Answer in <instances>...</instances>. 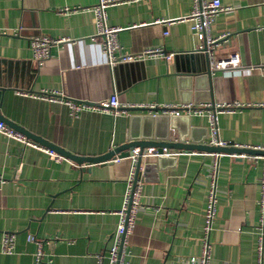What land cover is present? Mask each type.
<instances>
[{
	"label": "crops",
	"instance_id": "0c3cea01",
	"mask_svg": "<svg viewBox=\"0 0 264 264\" xmlns=\"http://www.w3.org/2000/svg\"><path fill=\"white\" fill-rule=\"evenodd\" d=\"M98 1L0 0L3 118L71 154L94 157L153 126L144 116L174 117L161 109L128 108L203 104L209 106L204 114L181 116L197 128L196 140L264 150V0H220L225 10L213 20L211 33L224 37L214 48V59L234 52L241 58L239 69L227 71L213 68L193 31V0H124L110 6L109 25L122 28L121 54L138 57L148 49L174 54L168 60L143 55L111 66L97 36L93 8ZM41 36L59 42L43 63L31 48V40ZM176 55L197 74L209 58L211 81H205L199 96L207 93L208 101L183 103L187 81L180 79ZM120 65L123 70L116 72ZM114 93L127 106L116 114L97 108L73 113L69 104H99ZM169 153L176 158L163 163L157 177L149 180L150 174L143 181L125 264H199L216 160L211 264H259L260 257L264 264L259 203L264 154L222 153L216 159L215 153L198 150ZM133 163L130 157L95 164L67 158L56 162L0 133V264H39V253L46 264H98L120 224ZM7 234L15 236L10 254L3 252Z\"/></svg>",
	"mask_w": 264,
	"mask_h": 264
},
{
	"label": "built area",
	"instance_id": "2783aa9c",
	"mask_svg": "<svg viewBox=\"0 0 264 264\" xmlns=\"http://www.w3.org/2000/svg\"><path fill=\"white\" fill-rule=\"evenodd\" d=\"M124 0H99L98 4L93 8V11L96 16V22L98 27L97 36L100 38L103 49L108 56L109 64L111 66H116L119 63H129L136 61L138 58H142L143 55L146 56H157L165 57L167 60L172 58L174 54H165L161 52V49H148L145 50L140 56L125 55L120 53V43H119V33L122 28L117 26H111L108 22L107 10L110 6L121 3ZM193 11L190 16V19L193 20V31L198 35L202 41L203 48L207 49L208 55L210 54L213 68L216 70H235L241 67V58L240 55L236 52L230 54L226 58L214 59V48L219 43V40L224 36L213 37L211 33V25L215 17L225 10L220 0H193ZM59 43L58 41H53L45 36L37 37L31 40V48L33 50L34 58L43 63L47 58L50 57V51L53 45ZM209 56V57H210ZM55 100L57 96L50 94ZM56 97V98H55ZM62 98L61 96H58ZM70 107L74 112H79L84 108H97L104 111H109L113 113H119L123 107L118 100L117 94L114 93L110 98L99 104H85V103H74L69 102ZM151 109L157 110L161 109L164 112L169 113L172 116H182V115H191L204 114V109H209L208 105H184V106H146ZM228 107V106H227ZM223 107L221 109H225ZM210 116H213L212 114ZM211 118V117H210ZM214 117H212V121ZM0 133L7 135L18 142H20L25 147H32L38 150L45 152L49 158L53 161L60 162L65 159L62 155L58 154L55 150H52L48 147H45L30 138H28L23 133L15 130L11 126L7 125L5 122L0 121ZM218 146H224L221 142L217 143ZM170 154V153H165ZM154 152L152 149H149L143 156H153ZM213 156L218 158V154L215 153ZM242 156V155H241ZM134 160L130 175L127 180V190L125 193V199L123 208L120 210L121 221L113 234V243L108 248V253L101 254L98 256V264H103V261L106 259L108 264H125V253L128 244V238L132 234L135 225H136V214L141 207V198L143 192V179L137 175V158L138 155L136 152L130 157ZM258 158V157H257ZM121 158H114L111 161H119ZM264 160V157H263ZM108 162V161H107ZM23 166L21 165L19 171L22 170ZM218 163L217 160L214 163V167L210 172V189L208 195V204L205 213V228H204V238H203V252L202 256L199 258V264H211L212 250L210 243V234L213 228V223L216 218V210L218 204L217 197V177H218ZM261 199L259 201L260 207L264 212V161H263V170L261 176ZM34 239V238H31ZM15 236L13 234H7L3 242V252L12 253L15 248ZM39 264H46L41 258V253L38 256ZM261 262V257L260 260ZM259 262V264H260Z\"/></svg>",
	"mask_w": 264,
	"mask_h": 264
},
{
	"label": "water",
	"instance_id": "95a60500",
	"mask_svg": "<svg viewBox=\"0 0 264 264\" xmlns=\"http://www.w3.org/2000/svg\"><path fill=\"white\" fill-rule=\"evenodd\" d=\"M190 57V56H188ZM201 57H206L201 56ZM176 65L177 70L179 71V76L181 80H186L187 84L182 85L184 92L186 93V97L188 100L183 103H192L195 104L201 101H208L209 96L207 93L204 94L203 98H200V94H203V89L206 90V80L210 84L212 73L210 70V61L209 58L206 57L207 67L199 71V74L196 73L195 69L190 67H184L180 64L182 60V56L176 55ZM125 66H132L125 65ZM188 66V65H186ZM123 70V66H117L115 71ZM184 84V83H183ZM209 88V86H208ZM2 90L0 89V98H1ZM195 99H194V98ZM199 97V98H198ZM194 99V100H193ZM129 111H149L156 112L157 110L151 109L148 107H131L128 108ZM136 118H132L135 120ZM146 124H153V126L144 128L143 132L139 135L137 133H132L129 142L121 145L116 148L112 152L104 154L102 156H79L75 154H71L70 152L64 150L61 147H58L54 144H51L39 136L32 134L16 126L15 124L8 122L3 116L0 114V121L5 122L15 130L23 133L27 137L31 138L35 142L48 147L52 150H55L58 154L63 157L70 159L76 163L81 164H95V163H105L109 160H112L114 157L118 156V158H128L134 154V151L137 153V175L145 181V178L152 175L149 180L153 179V175L157 177V171L161 168L163 163H165L169 158H176L175 155L165 154L169 153L171 150H175L178 152H188L192 150L204 151L208 153H248V154H264V150H258L253 148H237V147H226V146H211L207 144L200 143L199 140H196L195 133H197V128L191 127L188 118H183L181 116H163L158 114L144 116L143 118ZM183 119L179 123L178 120ZM171 131H175L176 133H171ZM134 132V129H133ZM152 149L154 152L153 156L144 157L143 155L149 150ZM157 180V178H155Z\"/></svg>",
	"mask_w": 264,
	"mask_h": 264
}]
</instances>
